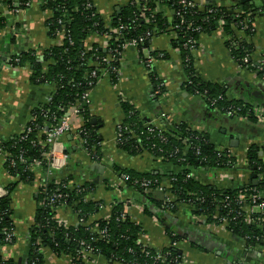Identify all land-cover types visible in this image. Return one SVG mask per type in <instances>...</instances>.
<instances>
[{
	"label": "trees",
	"instance_id": "1",
	"mask_svg": "<svg viewBox=\"0 0 264 264\" xmlns=\"http://www.w3.org/2000/svg\"><path fill=\"white\" fill-rule=\"evenodd\" d=\"M180 1L182 0H130L129 5L116 12L110 25L106 27L93 0H44V10L51 13L47 22L49 34L58 36L57 33L60 30L58 19H61L66 22L71 41L61 36L62 45L45 51L43 63L29 51L13 56L11 60L16 67H22L25 64L30 66L33 84L52 85L55 88L51 93V100L33 111V120L27 126L33 129L32 134L22 139L26 134L23 132L19 137L2 145L8 158L5 159L3 167L12 177V181L5 186L8 195L0 200V240L2 241L0 264H7L3 260L1 250L6 245L4 240L7 232L14 231L11 195L20 184H30L36 178V171L30 166L32 161L39 160L47 165V155L50 152L49 146L44 144L48 136L47 130L78 106L86 92L97 86L98 80L89 78L91 72L108 71L112 83L117 84L119 63L104 64L102 60L111 55L114 60L119 61L126 40L142 42L140 48L149 49L152 37L167 33L170 29L169 20L172 19L173 25L178 29L177 39L173 41V45L183 57L187 92L203 98L205 104L211 108L210 110L218 111L216 113L221 116L227 115L228 111H233L235 116L232 120L246 119L254 125L262 121L259 112L262 108L231 99L222 86L205 83L198 79L193 64V54L185 48V45L190 39L199 43L201 35L216 31L217 22L222 21L224 34L229 38L227 46L231 56L237 64L254 72L258 78H262L264 64L262 66L256 62L244 64L243 59L249 53L254 55L255 49L247 37L252 33L253 18L259 10H264V4L260 8L242 2L231 8L211 5L186 14L182 23L181 19L176 17V12L180 9ZM27 2L30 0H0V7L7 6L13 10L18 4V8L24 10ZM144 3L151 8L148 12V21L140 15V7ZM169 9H171L169 12L171 17L167 16ZM210 10H212L211 13ZM7 24L8 21L1 18L0 13V27ZM109 27L112 29L121 27L124 39L118 40ZM15 28L19 30L21 26H15ZM196 28H199L201 32L195 31ZM94 34L112 36L110 49L103 51L94 46L91 51L86 52V40ZM95 54L102 64H95L96 60L93 57ZM166 55L167 53L163 52V58L167 57ZM150 77L158 90L161 81L157 79L156 74H150ZM90 82L93 83V87L90 86ZM165 91L168 92L166 87L163 92ZM121 109L124 113V121L121 124L123 130L119 136L120 149L131 157L149 153L156 159L164 158L162 162H158L159 168L150 173H138L127 168L114 167L117 173L129 175L124 191L132 190L133 193H137L138 200L144 204L150 217L163 221L168 213L175 215L179 211V207L172 211L163 209V202H161L163 197L156 194L163 182H170L169 191L178 204L190 206L191 217L198 220L206 219L207 225H224L220 223L219 218L228 219L230 223L226 224V227L231 235L247 245L263 243L264 230L256 225L248 224L243 214L239 215L240 206L235 202L238 197L250 194L254 190L264 192V159L259 146L249 147L248 166L252 180L245 183L246 185L236 182L233 187L220 188L204 184L199 179L202 172L219 176L234 170L237 159L232 155L231 149L220 150L207 135L192 131L187 124L183 123L170 125L163 133L158 130L150 132V125L147 126L145 120L140 118L138 111L131 104L123 102ZM89 110L88 106H83L80 111L84 120L83 128H86L89 133L88 148L97 151L96 157H102L100 137L93 126ZM263 110L261 111L264 113ZM163 137L166 138V142L162 141ZM20 158H24L26 162H21ZM11 160L15 162V166L10 164ZM254 175L257 176V185L252 184ZM71 179L61 176L52 180L45 178L43 181L45 184L39 191L38 207L31 233L28 264H33L35 261L37 264H45L41 253L42 247L49 248L58 256H69L72 264H85L82 257H78L82 242L89 243L95 249V253L102 255L108 264H153L154 259L147 257L145 249L137 244L143 228L140 224L133 222L126 212L130 205L116 200L107 220L93 221L92 218L100 214L103 202H94L87 197L92 189L96 192L97 186L95 183H90L71 187ZM144 181L151 183L150 187L154 192L149 194L144 192L139 185ZM55 192L60 193L61 199L57 206L52 207L47 196ZM226 197L232 199V204L228 206L223 204ZM62 205L73 208L78 214L79 226L67 228L59 222L56 218V210ZM121 215H126L123 220H120ZM104 229L108 234L106 239H102L98 234V231ZM167 235L171 242L170 247L163 251L168 254L167 260L157 264H181L183 254L174 244L183 242V238L169 230ZM92 238H96L97 241L92 242Z\"/></svg>",
	"mask_w": 264,
	"mask_h": 264
},
{
	"label": "crops",
	"instance_id": "2",
	"mask_svg": "<svg viewBox=\"0 0 264 264\" xmlns=\"http://www.w3.org/2000/svg\"><path fill=\"white\" fill-rule=\"evenodd\" d=\"M93 1L106 27L114 19L115 13L130 3V0ZM190 1L195 2L200 9L211 5L231 8L241 2ZM263 2L264 0H255L247 3L260 8ZM44 3V0H32L29 8L20 9L16 14L7 6L0 7L1 18L8 21L7 25L0 27V147L24 132L33 120V111L49 102L55 88L52 85L33 84L32 69L28 64L13 67L11 63L13 56L28 51L33 52L38 61L43 63L45 51L62 45L63 38L60 35L49 34L47 22L51 13L44 10ZM167 16L171 17L170 14ZM169 23L170 29L167 33L154 35L149 51L146 52L159 59L155 68L159 77L164 80L168 93L164 96L158 94L137 51L132 48L124 49L117 84L112 83L109 75L105 76L90 94L89 112L92 121H96L92 123L101 141V161H93L82 147L78 134L84 123L80 115L72 114L71 131L59 140L62 152L67 156L65 166L49 178H72L71 187L95 183L97 190L95 192L92 189L87 199L103 202V205L102 209L100 206V214L92 218L93 221L109 217L116 200L128 203L130 207H127L126 212L133 222L143 228L140 241L154 250L164 251L169 248L171 242L167 230L174 231L183 238V242L175 244L184 257L181 264H264L263 243L247 245L231 235L226 225H207L206 219L191 217L190 206L187 204L180 205L175 215L168 213L163 221L150 217L144 204L138 200L137 193L132 190L124 191L126 183L114 171V167L119 166L138 173H150L159 168L158 162H162L149 153L131 157L120 149L119 127L124 121L121 109L123 102L131 104L147 126L165 131L170 125L187 124L190 130L207 135L220 150H232L237 159L234 170L221 177L202 172L199 179L204 184L221 188L233 187L236 182L242 185L251 181L248 150L252 145L260 147L264 159V123L254 125L246 119L232 120L227 115L221 116L211 111L203 98L187 92L183 57L173 45L178 33L172 19ZM13 26H23V35L17 40L13 34ZM222 26L218 25L211 34L201 35L198 48L193 54L196 76L202 82L222 86L229 98L263 110L264 92H260L259 96L263 104H259L254 96L259 90H264V81L254 72L239 67L231 56L227 46L229 38L224 34ZM111 38L112 36L107 35H91L86 40V50L91 51L96 46L107 51L111 47ZM247 38L255 49L252 58L254 57V61H261L264 58V10L253 18L252 33ZM163 52L167 53L166 59L159 58L163 56ZM110 56L107 58L110 59ZM235 141L236 144L232 146L231 143ZM4 162V158H0V187L3 189L12 181V177L3 167ZM45 178L48 179L37 170L32 183L20 184L11 195L14 241L1 250L7 264H28L39 191L45 184ZM168 183L165 184L168 186ZM56 214L59 222L67 228L80 225L78 214L73 208L62 205L56 210ZM41 253L45 264H72L69 256H58L47 247H42ZM88 264L108 263L103 258H93Z\"/></svg>",
	"mask_w": 264,
	"mask_h": 264
},
{
	"label": "built area",
	"instance_id": "3",
	"mask_svg": "<svg viewBox=\"0 0 264 264\" xmlns=\"http://www.w3.org/2000/svg\"><path fill=\"white\" fill-rule=\"evenodd\" d=\"M31 4H32V0H30V2H27L25 4V8H29L31 6ZM16 5H17V8L13 9L15 14L20 12V8H18V4H16ZM179 5H180V9L178 10V12H176V17L181 19L182 23L184 20V16L186 14L200 10L198 5L195 2L190 1V0H182V1H180ZM150 11H151V8L148 6L147 3H144L140 7L141 17L144 18L146 21H148L149 20L148 12H150ZM170 11H171V9H169L168 13ZM211 12H212V10H210V13ZM241 13L242 12H240V14ZM217 23H218L217 25H219V27L224 25V23L222 21H219ZM58 25L60 26V30L58 31L57 34L62 36V37L65 36L66 39L69 38V41H71L70 34H69L70 32L66 28V22H64L61 19H58ZM174 27H175L176 31H178L176 26H174ZM109 28H111V27H109ZM12 29H13V34H14L16 40L19 39L20 37H22L23 26L19 30H17L15 28V26H13ZM111 30H112L113 34L117 36L118 40L124 39L123 34L121 32V27L120 28L118 27L115 29L111 28ZM195 31L201 32V30L199 28H196ZM148 36L150 37V34H148ZM140 43H142V42H140ZM140 43H139V41L137 42L136 40H126L124 43V49L132 48V49H135L137 51L141 62L144 64V66H146L147 70L149 71V74H156L157 79L159 81H161L159 84L157 92H158V94L164 96L168 93V92L166 93V91L163 92L165 87H166V84H165L164 80L161 77H159V75L157 74L156 68H155L157 60H159V59L155 58L154 56H151L150 53L146 54V52H148L149 49L140 48V45H141ZM197 45H198V42L196 40L190 39L188 41V43L185 45V48L188 51H190L191 54H194L195 50L198 48ZM86 52H88V51L86 50ZM93 57H94V60H96L95 64H98V65L102 64L101 61L99 60V57L97 56V54L93 55ZM110 57H111L110 59L106 57V59H103L102 62L104 64H110L111 62L119 63L120 68L117 70V72L120 74L121 73L122 53H121V58L119 59V61L117 59L114 60L113 56H110ZM161 57H163V56L161 55L159 58H161ZM97 60H98V62H97ZM16 61H18V60H16ZM243 62H244V64H248L249 62H256V63L260 64V66H262L264 64V58L261 61H254V59L252 58V54L249 53L245 56V58L243 59ZM13 67H16V66L13 65ZM239 67L241 69H246L245 67H243L241 65H239ZM108 75H109L108 71L103 72V71L95 70V71L90 73L89 78L90 79H96L99 82L103 77L108 76ZM262 80L264 81V76L262 77ZM90 86L93 87V83L90 82ZM93 89L86 92L82 96V100L78 106L74 107L62 119L55 122L56 124H54V125L52 124L51 128L48 129V133H47L48 136H47L46 141L44 143L46 146H49V148H50V152L47 155L48 156L47 165H44L42 161L34 160L30 164L32 170H34V171L40 170V172L44 173V175L49 178L50 176H53L58 170L64 168L67 156L62 152L61 144L59 143V140L64 135L68 134L71 131V128H72L71 120H72V116H73L72 114H76V115L81 116L80 111H81L82 107L83 106H88V107L90 106V94L92 93ZM211 105H214V103H211ZM208 108L211 109L209 106H208ZM213 112H215V111H213ZM216 112H218V111H216ZM259 112H260V115L263 114V112L261 110ZM227 116L232 118L235 116V113L233 111H228ZM82 120H83V118H82ZM83 123H84V120H83ZM122 130H123V128L120 126L119 127V135L122 132ZM154 130H158L161 133L164 132L161 129L159 130L158 128L151 126L150 132H153ZM24 132L26 134L22 139H26L29 135H31L33 132V129L26 127ZM78 135H79V139L81 141L82 147L86 150V152H88V154L91 156L93 161H95L96 163H99L101 161V156L96 157L97 151L95 149L90 150L88 148V135H89V133L87 132L86 128L82 127V129L79 131ZM162 141L166 142L167 140H166V138L163 137ZM231 153L235 157L233 152H231ZM0 158H4V160L7 158V153L5 152L4 146H2V145L0 147ZM159 160L163 161L164 158L160 157ZM20 161L24 162V163L26 162L24 160V158H20ZM10 164L12 166L16 165L15 162H13L12 160L10 161ZM118 174L120 176V179L122 181H124L125 183L130 178L129 175L120 174V173H118ZM219 176L221 177V176H223V174H220ZM150 184L151 183L147 182V181L139 183L140 187L147 194L154 192V191H152ZM161 185L162 186L157 190L156 194L163 197L162 201H161V202H163V209H166L168 211H172L175 208L182 205V204H178L175 201V197L169 191L170 184L167 186L165 184V182H163ZM63 186L65 188L67 187L66 185H63ZM7 195H8V192L5 189L0 187V200L2 198L6 197ZM47 197L49 198V202H50L52 207L57 206L59 200L61 199L60 193H58V192H55L52 195L50 194ZM232 202L233 201L230 197H226L223 200V204L225 206L232 204ZM235 202H236V204H238L240 206L239 215L243 214V216H244L245 220L248 222V224L256 225L258 228L264 230V192L254 190L250 194H245V195H242L241 197H238V199H236ZM128 207H130V206H128ZM125 216L126 215H121L120 220H123L125 218ZM106 218H109V217H106ZM105 220H107V219H105ZM219 220H220V223H222L224 225L230 223V221L228 219H225V218H219ZM0 222H1V220H0ZM98 234L100 235V237L102 239L108 238L107 230H105V229L98 231ZM13 240H14V231L13 232H7V234L5 236V240H4V242L6 243L5 246L12 244ZM96 241H97L96 238H92V242H96ZM1 243H2V241L0 240V244ZM137 244H139L143 249H145V254L147 257H152L154 259L153 264H157V263H160V262L167 260V255H168L167 253L160 251V250H154L153 248L149 247L148 245L143 244L140 241V238H139V241H137ZM263 244H264V241H263ZM174 246H175V244H174ZM152 250H154V251L152 252ZM78 257H82L85 264H88V262H90L93 258L95 260L101 259L102 255L96 254L95 249L92 248L89 243L86 244L85 242H82L81 243V250L78 252ZM33 264H37V262L35 261V262H33Z\"/></svg>",
	"mask_w": 264,
	"mask_h": 264
},
{
	"label": "water",
	"instance_id": "4",
	"mask_svg": "<svg viewBox=\"0 0 264 264\" xmlns=\"http://www.w3.org/2000/svg\"><path fill=\"white\" fill-rule=\"evenodd\" d=\"M250 1H255V0H241L242 3H247V2H250ZM262 91L264 92V90H261V91L259 90V92H257L256 95L254 96V98L258 101L259 104L260 103L263 104L262 103L263 102L262 99H259V96L261 94L260 92H262ZM92 122L93 123H96L95 120H93ZM231 144H232V146H234L236 144V141L235 142H232ZM257 183H258L257 176L254 175L253 176V182H252V184L253 185H257ZM253 246H255V245H253Z\"/></svg>",
	"mask_w": 264,
	"mask_h": 264
},
{
	"label": "rangeland",
	"instance_id": "5",
	"mask_svg": "<svg viewBox=\"0 0 264 264\" xmlns=\"http://www.w3.org/2000/svg\"><path fill=\"white\" fill-rule=\"evenodd\" d=\"M260 117L262 119V121L260 123L263 124L264 123V113Z\"/></svg>",
	"mask_w": 264,
	"mask_h": 264
}]
</instances>
